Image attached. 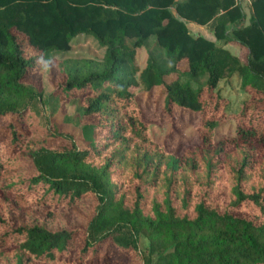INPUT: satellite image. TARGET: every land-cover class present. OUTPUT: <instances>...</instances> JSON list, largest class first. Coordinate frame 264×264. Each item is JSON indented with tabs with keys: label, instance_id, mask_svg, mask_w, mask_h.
Masks as SVG:
<instances>
[{
	"label": "trees",
	"instance_id": "16d2710c",
	"mask_svg": "<svg viewBox=\"0 0 264 264\" xmlns=\"http://www.w3.org/2000/svg\"><path fill=\"white\" fill-rule=\"evenodd\" d=\"M250 7L246 23L240 0H0V264H124L102 262L110 251L132 264H264V0ZM78 34L103 55H51ZM151 38L139 68L136 48ZM43 59L60 75L47 97L65 109L78 97L84 146L50 114L36 116L47 97L25 77ZM233 75L248 97L228 112L218 85ZM154 87L165 112L198 114L200 142L181 154L142 118L136 89ZM229 116L233 133L215 138ZM82 200L75 221L50 223L55 208Z\"/></svg>",
	"mask_w": 264,
	"mask_h": 264
},
{
	"label": "rangeland",
	"instance_id": "374dc122",
	"mask_svg": "<svg viewBox=\"0 0 264 264\" xmlns=\"http://www.w3.org/2000/svg\"><path fill=\"white\" fill-rule=\"evenodd\" d=\"M242 7L246 13L244 21L247 23L251 13L250 0H240ZM189 31L193 35H203L209 39L215 40V36L209 27L206 25L193 22L192 25H188ZM191 26V27H190ZM201 26V27H200ZM203 26V28H202ZM207 29V30H206ZM210 33L209 35L206 33ZM218 42V40H216ZM126 42L131 45L132 39L128 38ZM153 39L151 38L146 44L136 48L135 60L139 68H142L145 64L147 55V48L151 46ZM230 52L237 54L241 59L245 58L246 50L237 43L231 42L224 45ZM104 53V48L99 45L97 40L91 36L84 34H78L71 39V46L67 51L52 52V56H76V57H101ZM60 78L59 73L56 70L54 60L43 59V66L39 71L33 72L25 77V80L39 85L43 90V98L47 97L48 92L56 85L57 80ZM221 93L229 100L227 107L228 112H233L237 109L242 100L248 97V93L240 87L239 80L236 75L230 78H223L219 81L218 85ZM136 98L139 100L142 118L144 121L153 123V133L158 142L164 146L166 151L181 154L187 146H192L200 142L198 133V114L192 111L174 106L171 113H167L162 108V92L161 88L154 87L150 91H142L136 89ZM78 97L69 100L66 104V109L63 106H58L57 99L54 97L44 100V103H35L34 108L37 118L43 121L45 115L49 116L51 121L54 122L60 130L74 133L77 136V142L79 145L84 146L87 143L86 138L82 135L81 131H78L79 124V108ZM6 121L13 120L17 126L21 127V123L15 119L14 114H8L5 118ZM23 126V125H22ZM28 132H33V126L36 123L32 119V125L28 123L25 125ZM234 122L233 118L229 116L225 121L219 123L214 130V137H222L227 134L233 133ZM91 140L99 141L101 134L98 131L93 132ZM46 145L53 148H65L68 147L69 141L61 138H50L47 140ZM88 203L87 200H82L78 205L68 209L55 208L53 211L54 216L52 218V225L70 223L75 221L73 216L76 208L85 206ZM34 209L33 206L28 208ZM46 208H41V213H45ZM145 240L141 238V245L144 246ZM123 260L124 264H132L130 258L125 255H119L115 251H110L108 257L102 262H111L116 258Z\"/></svg>",
	"mask_w": 264,
	"mask_h": 264
},
{
	"label": "crops",
	"instance_id": "0c3cea01",
	"mask_svg": "<svg viewBox=\"0 0 264 264\" xmlns=\"http://www.w3.org/2000/svg\"><path fill=\"white\" fill-rule=\"evenodd\" d=\"M193 24V22L191 21V22H189V24L188 25H192ZM191 27V26H190ZM201 27V26H200ZM202 28H203V26H202ZM207 30V29H206ZM206 33L209 35L208 37H210V33L209 32H207L206 31Z\"/></svg>",
	"mask_w": 264,
	"mask_h": 264
}]
</instances>
